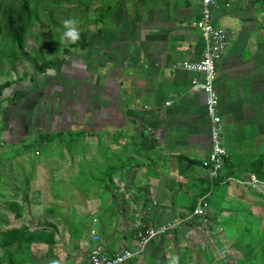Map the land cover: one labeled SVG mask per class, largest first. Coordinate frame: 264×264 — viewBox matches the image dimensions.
<instances>
[{"label":"rangeland","instance_id":"374dc122","mask_svg":"<svg viewBox=\"0 0 264 264\" xmlns=\"http://www.w3.org/2000/svg\"><path fill=\"white\" fill-rule=\"evenodd\" d=\"M139 2L0 0V83L12 81L0 94V264H55L52 250H66L71 244L82 248V230L79 232L70 218L95 222L85 240L91 248L93 234L101 239L98 222L102 226L123 206V183L133 182L131 176L139 167H147V174L154 175L153 159L147 163L138 152L130 155L139 140L134 139V129L139 126L132 127L130 134L126 129L131 126L122 120L112 123L110 116L116 111L106 103L111 87L102 83L106 70L91 74L95 82L86 80L84 86H74L79 65L90 67L94 56H104L102 65L107 62V47L97 44L100 37H107L104 28L113 32L115 21L135 16ZM250 2L245 14L257 24L260 34L251 56V79L258 83L259 91L254 103L259 126L256 128L254 121L252 127L253 132L264 133V0ZM67 18L77 21L79 32L87 33L84 48L80 40L72 45L63 38L62 22ZM20 22L26 26L18 43L11 30ZM42 63L49 67L43 69ZM17 85L24 92L32 90L27 103L12 101ZM124 113L120 116L131 118L129 111ZM48 131L63 135L37 138L38 133ZM248 134L250 128L241 132L244 137ZM258 143L252 147L261 154L264 143ZM108 166L118 172L108 174ZM111 176L118 203L108 199L105 188H96ZM225 179L226 183L212 189L207 214L200 217L199 224L184 219L189 211L185 207L186 212L168 223L169 229L155 240L149 259L137 256L126 264H171L176 256L178 264H264V182L249 173L242 174L240 181ZM188 199L192 200L191 193ZM55 227L57 233L52 237ZM41 230L47 234L40 235L43 240L28 241V232ZM20 236L26 239L17 246Z\"/></svg>","mask_w":264,"mask_h":264},{"label":"crops","instance_id":"0c3cea01","mask_svg":"<svg viewBox=\"0 0 264 264\" xmlns=\"http://www.w3.org/2000/svg\"><path fill=\"white\" fill-rule=\"evenodd\" d=\"M250 6V0H217L213 9L215 24L232 31L228 49L217 62L218 111L223 130L227 132H223L222 141L228 162H224V168L216 178L210 177L209 170L201 165L210 151L211 122L203 93L191 88V79L198 75L178 65L184 60L200 59L204 50L199 31L190 25L198 16L199 0H141L135 16L125 19L121 15L122 21H115L113 32L108 26L104 28L107 37H100L97 44L106 46L109 55L113 53L106 56L107 62L102 65L104 62L100 60L104 56H94L90 67L79 65L76 89L84 86L86 80L95 82L92 73L98 75L106 70V74H102V83L111 87V95H107L111 98L106 103L109 109L116 111H110L115 113L110 116L112 123L122 120L131 126L126 129L130 134L132 127L138 125L139 129H134L137 134L134 139L139 140L130 155L136 156L138 152L146 157L147 163L153 159L154 175L147 174V167H139L131 176L134 181L123 183L125 191L121 196L124 201H120L123 206H119L102 226L98 222L101 239L97 242L108 252L136 246V234L140 229L178 220L186 209L189 211L184 218L188 216L193 197L199 191L203 192L209 182L211 190L205 193L208 201L212 189L218 183H226V177L240 181L242 174H254L252 166L260 156L254 147L257 142L258 146L264 143V133L253 132L252 127L254 121L256 128L259 126L254 104L259 91L258 83L251 79V56L258 48L260 34L257 24L254 25L252 18L245 14ZM101 66L104 68L99 70ZM117 96L119 101L114 100ZM124 110L130 112L131 118L120 116L121 112L125 115ZM246 128H250L251 134L241 136ZM189 159L198 160V163H189ZM106 171L111 175L118 172L112 166ZM221 175L226 177L219 180ZM114 185L111 176L96 188L101 191L105 188L108 199L118 203ZM190 193L192 200L188 199ZM88 221L70 218L71 224L79 232L82 230L83 239L79 245L83 247L79 249L71 244L66 250H52L55 264H82L87 260L90 247L85 240L91 236L89 227L92 229L95 223ZM107 222L111 224L107 225ZM154 242L151 241L140 254L144 260L152 254Z\"/></svg>","mask_w":264,"mask_h":264},{"label":"built area","instance_id":"2783aa9c","mask_svg":"<svg viewBox=\"0 0 264 264\" xmlns=\"http://www.w3.org/2000/svg\"><path fill=\"white\" fill-rule=\"evenodd\" d=\"M200 9L197 18L193 19L190 25L199 31L204 42L202 56L198 60H184L178 63L182 69L194 72L198 77L191 79V88L194 91L203 93L205 99V110L210 118V151L201 165L210 172V177L216 178L224 168L227 151L223 145V124L219 114V95L216 89L217 62L226 53L232 31L228 28L218 26L214 22L213 9L217 6V0H199ZM207 194L197 198L192 211L184 219L202 217L207 214ZM169 229V225H159L139 230L136 234L137 244L131 248L110 253L97 241L93 234V245L91 246L88 258L82 264H124L130 259L140 256L147 245L159 238ZM94 233V230H92Z\"/></svg>","mask_w":264,"mask_h":264},{"label":"trees","instance_id":"16d2710c","mask_svg":"<svg viewBox=\"0 0 264 264\" xmlns=\"http://www.w3.org/2000/svg\"><path fill=\"white\" fill-rule=\"evenodd\" d=\"M25 26L26 24L24 22H20L16 25H14L12 27V30H11V33H12V38L14 41L20 43L21 42V38H22V33L23 31L25 30ZM2 31V26H1V21H0V32ZM86 37H87V33L84 32V31H80V37L78 40H80V45L81 47H85V40H86ZM75 41H71V44L72 45H75ZM41 67L43 69L46 70V68H48V64L47 63H42L41 64ZM12 84V81H4L2 83H0V94L3 93L4 89H6L7 87H9L10 85ZM32 90L31 91H28V92H24L23 89L21 87H19V85H17L15 87V90H14V93H13V96H12V101L13 102H20V103H27L31 98H32V94H31ZM62 136L63 133L61 131H57V132H52V131H48L46 132L45 134H42V133H38L37 134V138L39 140H42L43 138H45L46 140H50L51 138H53L54 136ZM189 163H192V164H196L198 163V160H188ZM227 159L225 160V163H227ZM252 171L254 172V174L256 175L257 179L261 180L264 182V152L263 154H260L259 156V159L257 160V162L253 163V166H252ZM211 187H212V184L209 182L207 187H205V190L203 192H200V195H203L205 194L207 191L211 190ZM209 189V190H208ZM195 203H196V200H194V203L191 204V207H190V211H192V209L194 208L195 206ZM190 224L191 225H195V224H199L200 223V217H192L190 220H189ZM140 230H144V229H140ZM44 230H41L40 232H28V234H30L29 238H28V241H31V240H43L44 236H40L41 234L43 235H47L46 232H42ZM55 232L52 233V237L57 233V227H55ZM21 235H26V234H21ZM23 236H20V239L19 240V243L17 244V246H20L21 244V241H23L24 239L26 238H22ZM10 260V259H9ZM11 261V260H10Z\"/></svg>","mask_w":264,"mask_h":264},{"label":"clouds","instance_id":"9594fccd","mask_svg":"<svg viewBox=\"0 0 264 264\" xmlns=\"http://www.w3.org/2000/svg\"><path fill=\"white\" fill-rule=\"evenodd\" d=\"M63 25L65 26V31L63 32V38L69 41H76L80 37V32L75 26L77 21L73 18H67L63 20ZM179 257L176 256L172 259L171 264H178Z\"/></svg>","mask_w":264,"mask_h":264}]
</instances>
